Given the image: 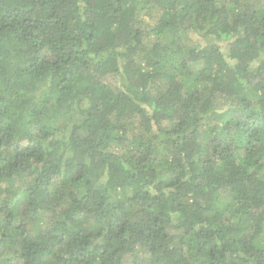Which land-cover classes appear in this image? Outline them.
<instances>
[{"label":"trees","instance_id":"16d2710c","mask_svg":"<svg viewBox=\"0 0 264 264\" xmlns=\"http://www.w3.org/2000/svg\"><path fill=\"white\" fill-rule=\"evenodd\" d=\"M0 264H264V0H0Z\"/></svg>","mask_w":264,"mask_h":264}]
</instances>
